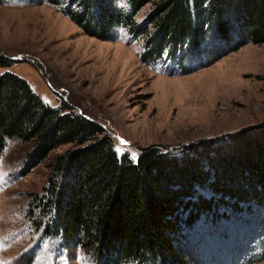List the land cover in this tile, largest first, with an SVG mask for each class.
<instances>
[{
  "label": "rangeland",
  "instance_id": "1",
  "mask_svg": "<svg viewBox=\"0 0 264 264\" xmlns=\"http://www.w3.org/2000/svg\"><path fill=\"white\" fill-rule=\"evenodd\" d=\"M112 4L128 10L125 0ZM66 5L0 0V56L11 62L0 73L22 77L52 107L66 102L99 122L119 157L136 161L141 149L157 147L178 160L197 157L206 169L217 147L264 127V44L232 50L234 31L229 41L214 36L196 49L183 46L174 56L182 64L166 60L167 52L147 63L142 37L123 27L110 39L88 35L63 14ZM148 9L137 12V23ZM34 148L13 138L0 154V264H97L92 248L65 241L47 207L60 181L57 157L71 145L39 161L29 155ZM195 196L210 207L190 228L177 222L167 254L106 264H264V204H220L201 186ZM190 208L179 207L183 219Z\"/></svg>",
  "mask_w": 264,
  "mask_h": 264
},
{
  "label": "trees",
  "instance_id": "2",
  "mask_svg": "<svg viewBox=\"0 0 264 264\" xmlns=\"http://www.w3.org/2000/svg\"><path fill=\"white\" fill-rule=\"evenodd\" d=\"M113 1L50 0L67 3L63 14L88 35L110 39L115 27H123L142 37L147 63L167 52L166 60L179 64L175 53L186 45L196 49L214 36L229 41L234 31L238 39L232 50L264 44V0H125L128 10ZM146 5L137 23L134 17ZM10 63L0 56V68ZM13 138L33 143L29 155L36 161L71 145L57 157L53 173L60 181L49 189L47 207L55 211L65 241L92 248L97 264L167 254L177 222L190 228L210 207L195 196L196 186L209 187L220 204H264V127L236 137L232 146L217 147L206 169L197 157L178 160L157 147L141 149L134 161L128 153L117 155L99 122L66 102L58 107L44 103L26 80L6 71L0 73V154ZM187 206L190 215L183 219L179 207Z\"/></svg>",
  "mask_w": 264,
  "mask_h": 264
},
{
  "label": "snow or ice",
  "instance_id": "3",
  "mask_svg": "<svg viewBox=\"0 0 264 264\" xmlns=\"http://www.w3.org/2000/svg\"><path fill=\"white\" fill-rule=\"evenodd\" d=\"M124 143H125L124 141H121V144H124ZM115 150L117 151L118 154L121 152V149L119 148H116Z\"/></svg>",
  "mask_w": 264,
  "mask_h": 264
}]
</instances>
